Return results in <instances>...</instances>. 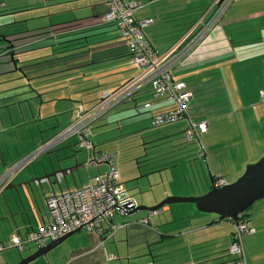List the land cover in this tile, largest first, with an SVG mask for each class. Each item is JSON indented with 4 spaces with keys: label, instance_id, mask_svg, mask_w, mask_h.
Returning a JSON list of instances; mask_svg holds the SVG:
<instances>
[{
    "label": "crops",
    "instance_id": "obj_1",
    "mask_svg": "<svg viewBox=\"0 0 264 264\" xmlns=\"http://www.w3.org/2000/svg\"><path fill=\"white\" fill-rule=\"evenodd\" d=\"M129 1L139 4L134 13L137 19L151 20L144 28L145 35L153 48L163 54L191 28L204 22L213 0H149L153 7H144L146 11H142L140 0ZM6 4L10 9L16 6L14 2ZM27 10L35 11L25 13ZM65 10H83L84 16L63 24L54 23L51 16ZM106 10V0H44L41 5L10 10L2 17L7 23L12 20L25 22L20 30L6 36L15 46L16 57H19L17 67L22 71L14 68L10 44L5 41L0 46V53L10 57H0V173L69 125L78 104L91 108L102 90H113L140 74L127 41L113 24L103 21ZM34 18L38 20L29 21ZM85 46L91 56L75 66L76 88L70 85L75 79H67V83L65 77L50 81L65 71H49L50 63L66 56L82 57L86 51L74 49ZM172 77L174 81H184L191 93L186 108L190 117L198 119L211 115L204 132L206 137L217 129L214 119L220 115L234 116L235 119L228 123L239 134L236 141L223 143L213 144L205 139L203 152L208 160L209 178L202 159L197 156L190 159L188 155L179 154L169 160L168 163L172 162L170 180L177 187L181 185L182 191L172 188L167 191L163 186L161 190L149 188L148 194L147 185L144 194L139 188L130 195L121 178L125 176L119 172L126 192L123 196L135 201L138 195L141 200L135 201L136 204L151 206L167 196L202 195L211 189L210 178L213 183L215 176H220L226 183L233 182L244 172L246 165L264 154V101L261 100L264 91V0H234L221 23L172 69ZM81 80L85 83L83 87ZM80 93L94 94L83 97ZM145 103L150 106L141 107ZM173 107L170 99L154 98L145 89L105 118L121 125L124 115L134 108L149 111L151 120L153 114ZM185 120L180 119L181 129L186 127ZM92 143L93 147L86 150L78 146V138L71 137L30 161L16 174L10 184L15 188H6L0 194V242L8 241L13 235L25 238L30 231L43 225L48 219L46 199L52 194L80 187L90 178L107 172V163L84 165L94 153L106 151ZM222 153L229 158L225 164ZM50 164L57 170L59 181L53 187L42 178L52 171ZM79 168L84 170L80 172ZM228 170L231 174L224 176ZM37 178L41 179L42 188H39ZM56 178L52 177L53 180ZM147 180L151 183L149 176ZM190 182L194 187H189ZM114 214L112 222L116 216L114 223L124 225L114 231L112 237L117 235L118 240L126 243L127 255L130 254L129 247L133 246L131 250L136 251L133 258L138 257V264H234V257L228 252L231 225L225 219L199 211L189 202L172 203L155 212H139L132 216L118 211ZM246 215L253 229L243 236L247 262L264 264V198L254 202ZM143 218H147V223L140 222ZM97 234H89L90 251L96 252L105 244L102 236ZM3 252H0V264H15L20 260ZM85 252L87 249L81 250L74 258L78 259Z\"/></svg>",
    "mask_w": 264,
    "mask_h": 264
},
{
    "label": "built area",
    "instance_id": "obj_2",
    "mask_svg": "<svg viewBox=\"0 0 264 264\" xmlns=\"http://www.w3.org/2000/svg\"><path fill=\"white\" fill-rule=\"evenodd\" d=\"M233 1L213 0L204 22L191 28L186 36L166 53L159 54L144 32V28L151 20L137 19L134 15L139 4L129 0H106L107 10L103 14V21L113 24L120 36L127 41L130 55L140 74L113 90H102L98 101L91 108L86 109L82 104H78L75 117L69 125L60 130L54 138L43 142L37 149L3 169L0 173V194L26 164L64 140L76 136L78 146L90 150L93 147L90 140L93 124L120 104L134 99L145 89L154 98H166L174 103L171 110L153 114L152 126L158 127L184 118L187 120L184 129L186 139L191 140L196 136L199 141V135L207 130V121L196 120L188 115L186 104L191 98V93L186 89L184 81L173 80L172 69L221 23ZM261 100L264 101V91L261 92ZM149 106L150 103L141 105L143 108ZM202 155H204L203 151L198 154V156ZM95 162L107 163L109 166L107 172L90 178L85 185L49 196L46 199L47 221L36 230L30 231L25 238L13 235L8 241L0 242V252L15 249L21 253L28 245L41 247L51 240L81 229L97 232L102 236L104 243L114 231L123 226L124 224L116 225L112 222L115 212L126 213L125 205L130 199L123 196L125 189L115 166V155L107 151L96 152L92 157L87 158L84 165ZM215 183L221 186L226 182L218 177ZM130 206L128 204V207ZM225 220L231 225L228 252L234 257V264H248L243 236L253 230L249 220L242 218L241 215L237 221ZM140 222L147 223V218L140 219ZM107 258L112 259L114 256L109 255Z\"/></svg>",
    "mask_w": 264,
    "mask_h": 264
},
{
    "label": "rangeland",
    "instance_id": "obj_3",
    "mask_svg": "<svg viewBox=\"0 0 264 264\" xmlns=\"http://www.w3.org/2000/svg\"><path fill=\"white\" fill-rule=\"evenodd\" d=\"M140 1L143 3L142 11H146V8H144L146 6H148L149 9L153 7V5L150 4L149 0H140ZM1 2L4 5L2 7L0 6V46L5 44V41H3L1 37H6L8 34H12L13 32L20 30V28L24 25L25 22L24 20L22 22L21 21L14 22V20H12L7 23L2 19V17H4V14L11 12L10 10L18 11V10H24L31 6L41 5L44 3V0H2ZM5 2L7 3L14 2L16 6L13 9H10L9 5L6 4L5 6ZM66 7L67 6L64 5V8ZM34 11L27 10L25 11V13H30ZM83 14H84L83 10H65L64 13L54 14L51 17L54 20V23L62 22L58 24H63L64 22L74 20L76 18H82L84 16ZM37 20L38 18H34L29 21H37ZM162 44H164V42ZM82 50L86 51L84 56L82 57L66 56L65 58H60L59 60L56 61L54 60L53 62H51L52 64L50 63V65L48 66L49 71H54L57 69L65 70V71H62V73L59 74L58 77L52 78L50 79V81L64 77L66 83L69 82L67 81V79L74 80L77 71L75 68L76 64L79 61L85 59L89 60L91 56V54H87L86 46L74 49V51H82ZM3 53L4 52L0 53V57L3 56V58L6 59L10 58L8 56H4ZM51 58L52 57H49V59ZM83 67L84 66H81L80 68ZM70 68L72 69L66 70ZM80 73L82 72L80 71ZM76 84H77L76 79L74 82L70 81V85L75 86V88H76ZM84 85H85L84 81L81 80V86L83 87ZM92 94L94 93H90V94L84 93L81 95L83 97L84 96L87 97ZM189 101L186 104V108ZM144 110L145 109L143 108L132 109L131 113L124 115L125 119L123 118L121 120V125L118 124V121H114V122L107 121V118L105 117L108 114H106L103 118L98 120L97 123L95 122L91 129L90 139L93 142H95V144H97L100 148L106 150L107 152L109 153L114 152L113 154L115 155V163L117 166L116 168H118L119 172L122 173V176H125L121 178L123 179L127 192H129L130 195L134 192H137L139 188L142 190V194H144L143 189L147 185H148V194H149V188L155 187L157 190H161L163 186L165 189H167V191L170 190L171 188L173 189V191H176L177 189L182 191L183 187L181 185L178 184L177 187L176 184L171 182L170 180L171 174L169 167L172 162L168 163L169 160L174 159L179 154L188 155L190 159L191 158L193 159L196 156L202 159V163H204L203 166L206 168L207 175L209 178V170L207 166L208 160L206 154H205L206 159L204 158V155L198 156V154L204 150L203 145L205 139L212 142L213 144L223 143L226 140L236 141L235 140L236 135L239 134L238 132L233 131L231 129L232 126L228 123L230 119H235V117L220 115L218 117H215L214 125L217 126V129L212 130V133L210 135L206 137L207 133H201L199 135V141L196 138V136H194V138L191 140H187L185 137L184 128L181 129L182 121L180 122L179 120L178 122L175 121L174 123L171 122L170 124L167 123L166 125L154 127L151 125L149 111H144ZM110 115H108L107 117H109ZM205 117L199 116L197 118L198 119L204 118L207 122L211 120V115H206ZM185 122H187V120H185ZM167 132H169L170 134L166 135ZM56 134L57 132H55L52 136L47 138L46 141H49L52 138H54ZM73 137L77 140L76 136ZM221 156L225 160L223 164L229 161L227 155L222 153ZM79 169L80 172L84 170V168H79ZM173 170H175V168H173ZM173 174L175 177L177 176V173H173ZM230 174L231 171L228 170L225 172L224 176H229ZM148 176L151 183H149L147 180ZM132 177L133 179H131ZM156 179H158V181ZM144 182H146L147 184ZM149 184L151 185L149 186ZM191 186L193 185L190 182L189 187L191 188ZM184 189L186 190L187 187L184 186ZM140 200H141L140 197L137 195L135 197L136 203H138ZM257 202H259V200L256 201V203ZM177 203H186V202H177ZM191 204L196 208V205L194 203ZM248 210H246V212ZM139 212H146V211H138L129 216L135 215ZM208 215L217 216L214 213H210ZM116 221H117V217L115 216L114 222ZM114 224L119 225L120 223L118 224L114 223ZM90 233L97 234V232L95 231L87 232L86 230L83 229L74 232L72 235L67 237L56 247L48 251L46 256H40L28 264H138V257L133 258L136 255V251L131 250L134 249L133 246L129 247L130 254L127 255L126 254L127 245L124 241L118 240L116 237L117 235H115L114 238L112 236L109 237L105 241V244L101 246V248L98 251L96 252H94L95 250L90 251L89 249L92 247L90 245V239H89ZM83 249H87L88 252L83 253L82 255H80V257L77 256L78 259L74 258V255L78 254ZM35 250L36 248L32 246L30 249L26 248L21 253H19L15 249H6L4 250L5 252L3 253L10 255L13 254L14 260L15 259L19 260L21 257H25L29 253ZM83 255L86 256L83 257ZM109 255H113L114 258L108 259L107 257ZM129 257H131V261L129 260Z\"/></svg>",
    "mask_w": 264,
    "mask_h": 264
},
{
    "label": "water",
    "instance_id": "obj_4",
    "mask_svg": "<svg viewBox=\"0 0 264 264\" xmlns=\"http://www.w3.org/2000/svg\"><path fill=\"white\" fill-rule=\"evenodd\" d=\"M1 38L10 44L11 51L9 54L12 63L14 64V68L22 71L21 67H17L19 57H16V54L18 53H15L16 50L12 40L7 39L6 37ZM50 167L52 171L50 173H45L42 178L46 179L48 185L53 187V184H58L59 181L56 178L57 170L54 169L52 164H50ZM68 168L69 170L71 169V167ZM52 177H55L56 180H53ZM36 181L38 182L39 188H42L41 179L37 178ZM210 181L211 189L202 195L167 196L160 202L151 206L136 204L133 199H129L128 203L125 205L127 208L126 214H133L138 211L155 212L164 205L177 202H191L196 205V208L199 211L214 213L219 217V219H233L234 221H237L239 219V215L248 210L254 202L264 198V154L258 160L246 165L244 172L235 181L225 183L221 186L213 183L211 178ZM11 187H13V185L9 184L5 187V189ZM14 188L15 186L13 189ZM128 204L131 206L128 207ZM77 231L79 230L72 231L62 237L49 241L44 246L37 247L35 251L26 257H21L15 264H28L40 256H46L48 251L56 247L67 237Z\"/></svg>",
    "mask_w": 264,
    "mask_h": 264
},
{
    "label": "trees",
    "instance_id": "obj_5",
    "mask_svg": "<svg viewBox=\"0 0 264 264\" xmlns=\"http://www.w3.org/2000/svg\"><path fill=\"white\" fill-rule=\"evenodd\" d=\"M218 177H220V176H215V177H213L214 183L217 181V178H218ZM220 178H221V177H220ZM120 182H122L121 179H120ZM124 197H125V196H124ZM240 215H241L242 218H246V219H247L246 211L243 212V213L240 214Z\"/></svg>",
    "mask_w": 264,
    "mask_h": 264
}]
</instances>
